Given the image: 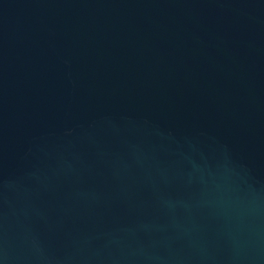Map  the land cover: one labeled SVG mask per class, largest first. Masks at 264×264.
<instances>
[{
  "label": "water",
  "instance_id": "water-1",
  "mask_svg": "<svg viewBox=\"0 0 264 264\" xmlns=\"http://www.w3.org/2000/svg\"><path fill=\"white\" fill-rule=\"evenodd\" d=\"M0 264H264V0H0Z\"/></svg>",
  "mask_w": 264,
  "mask_h": 264
}]
</instances>
